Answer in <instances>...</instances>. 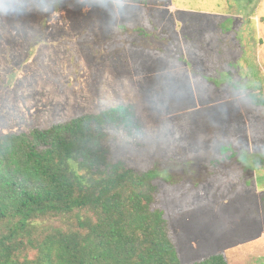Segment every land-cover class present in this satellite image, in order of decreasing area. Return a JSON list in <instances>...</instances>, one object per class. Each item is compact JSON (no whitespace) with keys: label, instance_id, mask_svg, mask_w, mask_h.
<instances>
[{"label":"rangeland","instance_id":"1","mask_svg":"<svg viewBox=\"0 0 264 264\" xmlns=\"http://www.w3.org/2000/svg\"><path fill=\"white\" fill-rule=\"evenodd\" d=\"M264 0H0V136L132 104L181 264H264Z\"/></svg>","mask_w":264,"mask_h":264},{"label":"trees","instance_id":"2","mask_svg":"<svg viewBox=\"0 0 264 264\" xmlns=\"http://www.w3.org/2000/svg\"><path fill=\"white\" fill-rule=\"evenodd\" d=\"M144 138L132 104L1 135L0 264H181L155 174L111 160Z\"/></svg>","mask_w":264,"mask_h":264}]
</instances>
